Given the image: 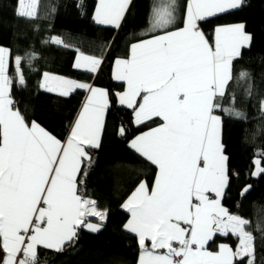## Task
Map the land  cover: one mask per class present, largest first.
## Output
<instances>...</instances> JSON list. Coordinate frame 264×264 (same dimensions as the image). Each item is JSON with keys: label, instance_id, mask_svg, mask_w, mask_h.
I'll return each instance as SVG.
<instances>
[{"label": "crops", "instance_id": "1", "mask_svg": "<svg viewBox=\"0 0 264 264\" xmlns=\"http://www.w3.org/2000/svg\"><path fill=\"white\" fill-rule=\"evenodd\" d=\"M132 1L96 0L94 22L118 29ZM240 3L153 0L145 38L112 65L113 80L125 87L117 102L132 109L134 125L160 120L129 142L156 167L152 186L140 183L122 205L128 214L124 229L140 247L136 264H233L252 254L246 221L222 205L227 159L215 109L233 61L251 39L242 24H232L216 27L210 43L199 27ZM9 61L8 49L0 47V264H29L39 250L57 251L79 228L97 231L105 222V212L78 195L77 178L90 159L87 149L100 146L109 103L105 89L44 74V92L66 97L86 90L68 135L59 141L12 108ZM100 64L78 52L74 68L95 75ZM29 229L24 242L19 234ZM173 242L176 251L169 249Z\"/></svg>", "mask_w": 264, "mask_h": 264}, {"label": "trees", "instance_id": "2", "mask_svg": "<svg viewBox=\"0 0 264 264\" xmlns=\"http://www.w3.org/2000/svg\"><path fill=\"white\" fill-rule=\"evenodd\" d=\"M36 1L35 16L28 18L18 15L19 0H0V47L10 53L11 96L26 122L62 141L86 90L66 97L44 92L42 76L56 75L106 90L109 105L101 143L97 149H87L90 159L82 163L77 178L78 195L105 212L106 219L97 231L79 228L57 251L39 250L29 264H136L140 247L124 229L128 214L122 205L140 183L152 186L156 167L129 142L160 120L134 125L132 109L117 102L125 87L113 80L112 65L128 56L131 43L145 38L153 0H133L118 29L94 22L96 0ZM232 24H242L251 41L233 61L226 91L216 100L227 159L222 205L246 221L245 231L252 238L251 256L236 258L233 264H264V0H241L238 8L203 19L199 27L212 43L216 27ZM78 52L101 59L95 75L74 68ZM257 168L260 174L255 177ZM224 240L235 249L232 237Z\"/></svg>", "mask_w": 264, "mask_h": 264}, {"label": "rangeland", "instance_id": "3", "mask_svg": "<svg viewBox=\"0 0 264 264\" xmlns=\"http://www.w3.org/2000/svg\"><path fill=\"white\" fill-rule=\"evenodd\" d=\"M36 4H37L36 0H19L18 5H17L18 15L23 16V17H34L35 12H36ZM55 77H58V76H55ZM259 174H260V169L257 168L254 176L257 177ZM173 243H176V242H173Z\"/></svg>", "mask_w": 264, "mask_h": 264}, {"label": "built area", "instance_id": "4", "mask_svg": "<svg viewBox=\"0 0 264 264\" xmlns=\"http://www.w3.org/2000/svg\"><path fill=\"white\" fill-rule=\"evenodd\" d=\"M12 107L13 108L15 107V104L14 103L12 104ZM180 227H182V226L180 225ZM30 234H31V230L29 229V230H26L25 232H21L19 235H20V237L23 238L24 242H27ZM177 247H178L177 243H172L170 245L169 249L171 251H176Z\"/></svg>", "mask_w": 264, "mask_h": 264}, {"label": "bare ground", "instance_id": "5", "mask_svg": "<svg viewBox=\"0 0 264 264\" xmlns=\"http://www.w3.org/2000/svg\"><path fill=\"white\" fill-rule=\"evenodd\" d=\"M14 104H15V103H14ZM11 106H12V105H11ZM15 107H16V105H15ZM15 107H14V108H15ZM12 108H13V107H12Z\"/></svg>", "mask_w": 264, "mask_h": 264}]
</instances>
